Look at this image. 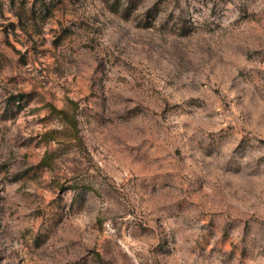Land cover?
Segmentation results:
<instances>
[{
	"label": "rangeland",
	"instance_id": "374dc122",
	"mask_svg": "<svg viewBox=\"0 0 264 264\" xmlns=\"http://www.w3.org/2000/svg\"><path fill=\"white\" fill-rule=\"evenodd\" d=\"M0 264H264V0H0Z\"/></svg>",
	"mask_w": 264,
	"mask_h": 264
},
{
	"label": "trees",
	"instance_id": "16d2710c",
	"mask_svg": "<svg viewBox=\"0 0 264 264\" xmlns=\"http://www.w3.org/2000/svg\"><path fill=\"white\" fill-rule=\"evenodd\" d=\"M58 112L61 114V116L72 125V127H77V123L75 119H72L68 116V114L63 110H58Z\"/></svg>",
	"mask_w": 264,
	"mask_h": 264
}]
</instances>
